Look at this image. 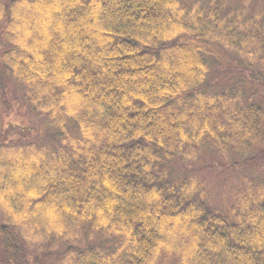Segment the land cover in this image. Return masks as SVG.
I'll list each match as a JSON object with an SVG mask.
<instances>
[{"label":"trees","instance_id":"obj_1","mask_svg":"<svg viewBox=\"0 0 264 264\" xmlns=\"http://www.w3.org/2000/svg\"><path fill=\"white\" fill-rule=\"evenodd\" d=\"M0 264H264V0H0Z\"/></svg>","mask_w":264,"mask_h":264},{"label":"rangeland","instance_id":"obj_2","mask_svg":"<svg viewBox=\"0 0 264 264\" xmlns=\"http://www.w3.org/2000/svg\"><path fill=\"white\" fill-rule=\"evenodd\" d=\"M201 3V2H199ZM15 99H13L14 101ZM20 113V114H19ZM18 114L14 112L13 115H9L8 119L9 120H13L12 124H14L16 121H14V117H18L19 115H21L22 113L19 112ZM31 121H33V123L31 124V121H28V123L32 126V131L27 132L25 135L22 136L23 140H35L37 138V136H39L42 131V124L36 119L34 118L33 120L30 119L29 117L27 118ZM4 124H6V122H4ZM11 125V124H10ZM11 127L8 125L7 129H10ZM7 135V140H13V139H17L16 135H13L9 132L6 133ZM202 163H210L211 160L206 159L205 161H201ZM210 176V180L212 182V190H211V194H210V198L209 201L214 203L217 207L223 206L225 204V200H224V187H223V183H224V178H226V174H218V175H209ZM228 184H232L238 179L237 175L235 172H233L229 177H228ZM229 198L231 199V195L228 193Z\"/></svg>","mask_w":264,"mask_h":264}]
</instances>
